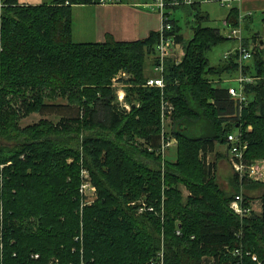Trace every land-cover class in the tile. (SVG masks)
Instances as JSON below:
<instances>
[{
	"label": "trees",
	"instance_id": "1",
	"mask_svg": "<svg viewBox=\"0 0 264 264\" xmlns=\"http://www.w3.org/2000/svg\"><path fill=\"white\" fill-rule=\"evenodd\" d=\"M101 1L117 0H0V135H14L11 146H0V264H158L160 251L164 264H236L232 251L240 245L263 259L264 182L234 171L232 189H223L208 154L216 145L229 153L227 137L238 133L245 165L264 160V41L256 33L244 37L250 64L239 63L237 46L211 65L212 47L238 40L204 24L199 1L163 0L164 23L171 24L166 35L182 55L167 57L159 73V30L133 41L110 35L103 42L73 41L72 5ZM185 6L194 19L186 39L169 17ZM225 21L227 33L238 26L236 8ZM149 57L153 71L145 73ZM240 66L254 80L244 84L246 102L238 105L228 92L235 84L218 82ZM119 70L131 74L129 110L111 87ZM160 76L163 88L143 85ZM59 97L74 115L56 125L19 126L31 113L62 107L46 102ZM163 102L173 106L164 119ZM201 120L208 134H189V123ZM170 135L177 139L175 159L161 156ZM135 137L145 140L143 148L132 144ZM82 166L98 197L80 209ZM240 187L262 189L259 212L240 217L230 209ZM141 197L152 210L139 212L131 203ZM239 264L255 263L245 255Z\"/></svg>",
	"mask_w": 264,
	"mask_h": 264
},
{
	"label": "rangeland",
	"instance_id": "2",
	"mask_svg": "<svg viewBox=\"0 0 264 264\" xmlns=\"http://www.w3.org/2000/svg\"><path fill=\"white\" fill-rule=\"evenodd\" d=\"M199 1V7L202 11L207 10L210 13V18H208V20H206L204 22L205 25L211 26V27H218L220 29V32L226 36H228L227 33V28H223L222 25V20L224 18V13L226 12L225 7H221V5L219 4V2L217 1H205V0H198ZM155 2V0H153V3ZM208 7V8H207ZM210 9V11H209ZM171 18H175L177 20V23L180 25L181 27V32L184 34L183 36L185 38H188L190 36V31H189V25L193 22V15L188 11H186L185 9H177L174 12L170 13ZM262 24L260 23L259 18H255V23L254 25H251L249 27L248 30L243 31V34H245V36H249L252 35L253 33L259 32V29H262ZM262 34V32H260ZM74 41V40H73ZM264 41V38H263ZM76 42V41H75ZM236 42L235 40H231L228 39L222 43H220L217 46L212 47L208 52H207V57L209 59V62L211 65H217L221 60H223V56L226 52H228L229 50H232L235 46ZM182 50L180 48H178V50L174 49V53L173 56L180 59L181 55H182ZM252 59H249L246 61V63H251ZM150 64V57L148 59L145 60L144 63V68H145V73H150L151 66ZM153 71V70H152ZM154 73H157L156 71ZM237 76V72L234 74L233 77ZM225 77V76H224ZM222 79V81L218 82V84L226 86V85H230V84H236V82L234 81V78L232 79H228L225 78ZM131 78V74L128 73L125 70H119L117 72V74L114 76V78L111 80V87L114 89L115 94H116V98L119 102V105H121L123 108H125L126 110H129V104L126 102L125 100V95H126V91L125 89L127 87L130 86V82L129 79ZM144 86H146V82L143 83ZM47 103L50 104H60L62 105V107H56V108H50V109H46L45 113H38V112H34L29 114L26 117H23L20 119L19 121V126L21 128H25L27 126L33 125L37 122H39L40 120H46L51 122L52 124L56 125L60 118L62 116L65 115H74L75 113V109L68 107L67 105H69L67 103L66 99L63 98H56V99H46ZM170 104V103H169ZM168 120H166L165 122V129H170L171 125L169 124ZM169 124V125H168ZM167 125V126H166ZM176 128V126H175ZM188 128V133L191 135H195V136H199V135H206L208 134V126L206 124L205 121H197V122H190ZM14 138V135L11 137ZM11 138H5L2 135H0V146L2 145H9L11 146L13 144V141H11ZM170 143L171 141H174L171 143V145L167 148H165L161 154L162 157L165 158H169V159H175L176 157V144H177V139L175 136L170 135ZM145 142V140L141 137H135L132 141V144H134L135 146H137L138 148H143V143ZM158 156V155H156ZM142 161L148 163L150 166L154 165L155 162H151L149 160H146L144 158H141ZM164 158H162L163 162ZM208 160L211 162H215L216 164V178L217 181L219 182L221 188L223 189H232L231 187V182H232V175L235 174L232 165H231V161H230V155L227 151L226 145H216L215 147V152L208 154ZM72 159H69L68 162H71ZM258 161V160H257ZM264 160H259L258 162H261ZM80 177L82 179V183L81 185L85 182V181H89L90 185L88 187H86L84 189V191H80L81 194V202L82 205L80 206V209H82L85 206H89L91 204H93L98 197V192H97V188L95 187V185H93V181L91 178V175L89 173V170L87 167H81L80 168ZM259 181H263L264 182V171L261 172V174H258V179ZM80 185V188H81ZM180 190L183 193V197L185 198L189 193L186 190V188L182 185L179 186ZM239 193L242 194H247L250 198H251V204L253 206V209L255 211H259V207L261 204V194H262V189H260L259 187H253V188H245V187H240ZM133 205H140V206H150L148 205V202L146 201L145 197H141L138 200H134L131 202ZM82 213V210L80 212V214Z\"/></svg>",
	"mask_w": 264,
	"mask_h": 264
},
{
	"label": "crops",
	"instance_id": "3",
	"mask_svg": "<svg viewBox=\"0 0 264 264\" xmlns=\"http://www.w3.org/2000/svg\"><path fill=\"white\" fill-rule=\"evenodd\" d=\"M18 1L24 4H41L50 3L54 0ZM152 1L153 0H117L115 2L103 1L99 3L74 4L72 5V39L76 42H103L108 35L118 41H133L142 39L146 37L150 31L159 30L161 25L160 14L157 10L153 9L151 3ZM191 1L193 2L198 0H190V2ZM211 1L219 2L221 7H225L226 9V12L224 13V18L222 20V25L224 24L223 22H225V17L231 8H236L238 11V27L241 28L242 39L241 41H236L234 48L239 46L240 44L245 45L244 37L250 38L252 35L255 34L253 33L249 36H245V34H243V31L248 30L251 25H254L255 18H259L260 23L262 24V29H259V32H256V38L261 37V39L263 40L264 0ZM184 9L188 11V13L190 12L186 8V6L184 7ZM204 12L208 16V18H210V13L207 10H204ZM214 28L219 29L216 26ZM223 28H225L224 25ZM260 32H262V34ZM178 48L182 50L180 44L172 46L170 45L168 48V57L170 56L172 58L178 59L173 56L174 49L178 50ZM224 76V79L227 78L226 75Z\"/></svg>",
	"mask_w": 264,
	"mask_h": 264
},
{
	"label": "built area",
	"instance_id": "4",
	"mask_svg": "<svg viewBox=\"0 0 264 264\" xmlns=\"http://www.w3.org/2000/svg\"><path fill=\"white\" fill-rule=\"evenodd\" d=\"M184 1L190 2V0H184ZM174 3H178V2H174ZM153 9L157 10L161 17V25L159 28L160 38H159V42L156 44L155 47L156 53L158 55V64L155 66V70L161 73L164 67V62L169 55L168 48L171 43V38L166 35V32L171 29V24H169L168 22L164 23L165 16L163 12L164 10L163 0H155V2L153 3ZM223 23L224 26L227 25L226 21ZM228 36L235 38L238 41H241L242 39L241 28L238 26L235 28H229ZM238 51H239V58H238L239 63H242L243 61L251 58L250 50L244 47L242 44L238 46ZM237 73H238L237 76L234 78L236 85L228 86V92L231 95V98L238 105H240L246 102V95L243 90L244 84L253 82L254 78L249 75H246L243 72V68L241 66L238 68ZM146 85L158 86L160 88H163L164 86L163 78L162 76L157 78H149L146 82ZM172 110H173V106L171 104H169L168 102H163L162 110H161L162 118L164 119L165 117H168ZM227 140L231 144L229 154H230V161L233 170L238 174V176L241 179L247 177L249 179L257 180L258 174H261V172L264 171V161L258 162L259 161L258 160L252 162L250 165H245V162L243 160V152L244 149L246 148V143L240 140L238 133L229 134ZM172 142L174 141H171V143ZM171 143H170V139L162 143L160 149L161 152H163L165 148L169 147ZM89 185H90L89 181H85L81 185L80 191L81 192L84 191V189ZM229 207L235 214H237L240 217L249 215L250 212L253 210L251 201L247 202L244 199L242 193H238L233 196V199L230 201ZM144 209L152 210L151 207L141 206L138 211L142 212ZM232 253L237 258L236 264H239V262L242 261L245 255L249 256L251 261L255 264H264V258L261 259L256 253H251L249 251L244 250L242 248V245H240L239 247H235ZM34 257H38V254H35ZM158 264H164L162 251L159 252Z\"/></svg>",
	"mask_w": 264,
	"mask_h": 264
}]
</instances>
